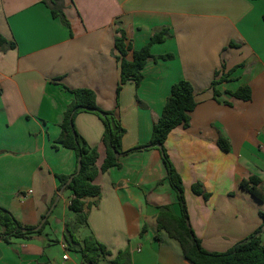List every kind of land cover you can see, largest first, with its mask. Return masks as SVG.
Here are the masks:
<instances>
[{
  "label": "crops",
  "instance_id": "crops-1",
  "mask_svg": "<svg viewBox=\"0 0 264 264\" xmlns=\"http://www.w3.org/2000/svg\"><path fill=\"white\" fill-rule=\"evenodd\" d=\"M42 1L0 0V34L15 43L12 50L0 49V207L22 226H37L50 210L42 233L0 240V264H81L65 230L75 220L68 207L72 194L59 189L56 178L71 175L77 165L74 152L55 142L73 100L66 89H91L101 109L115 111L126 152L149 141L172 84L189 81L196 102L189 126L173 129L164 147L182 180L190 227L202 248L215 253L260 228L264 205L239 184L254 175L264 187V0H62L70 27L52 18ZM217 1L227 4L217 7ZM188 7L194 12L185 13ZM115 20L132 49L167 27L171 37L150 52L174 56L148 60L139 86L126 82L117 100ZM215 71L216 79L226 80L214 99ZM244 86L248 101L231 95ZM74 127L96 148L99 168L101 121L80 113ZM218 138L229 143L228 151L218 147ZM196 183L207 199L192 191ZM94 184L100 193L84 200L85 234L76 227L78 240L92 234L110 252L107 259L127 248L132 264H191L178 242L157 229L161 207L180 215L158 150L121 155L119 167L98 173ZM49 234L55 235L51 246Z\"/></svg>",
  "mask_w": 264,
  "mask_h": 264
},
{
  "label": "trees",
  "instance_id": "trees-1",
  "mask_svg": "<svg viewBox=\"0 0 264 264\" xmlns=\"http://www.w3.org/2000/svg\"><path fill=\"white\" fill-rule=\"evenodd\" d=\"M42 2L49 9L52 18H58L62 25L70 27L63 12L62 0H43ZM262 21L264 22V14ZM113 24V50L119 68V81L116 87L117 100L121 87L126 82L131 81L135 87L139 86L143 78L142 69L148 60L154 62L168 61L172 60L174 56L171 53L154 56L150 52L152 45L162 43L171 37L167 27L155 29L146 44L139 49H132L121 21L115 20ZM14 48V41L8 40L0 34V49L6 51ZM217 75L218 71H215L210 82L214 99L219 93L216 86L226 80L224 75L216 79ZM66 90L73 95V100L64 112L60 133L55 142L56 147L60 146L73 151L76 164L79 159L81 166L79 171L75 169L69 176L56 175V178L59 182L58 188L63 187L72 194L68 207L75 214V220L74 223L66 225L65 230L70 238L69 243L76 248V252L80 255L81 264H132L127 248L118 251L113 258L107 259L111 256L110 252L92 234L85 235L81 240H78L74 235V229L85 224V218L82 215L84 200L100 193L99 187L94 184V179L98 173L105 172L112 167H119L121 155L146 149L159 151L166 171V180L174 191L180 207L179 216L172 215L167 206L161 207L156 215L157 229L158 231L163 230L168 237L178 242L182 255L187 261L191 264H264V244L259 239L261 228L225 252L215 253L207 252L202 248L200 241L190 227L182 180L170 162L164 147V143L173 129L189 126L190 113L196 106L193 87L189 81L180 79L172 84L161 114L152 126L149 141L126 152H122L121 149V140L125 129L115 111L101 109L97 105L96 95L91 89ZM231 95L237 99L248 101L250 89L245 86L239 87ZM80 113L94 114L103 125L101 142L104 147V158L99 168L96 166L98 159L96 148L88 147L75 130L74 118ZM216 143L221 150H229V143L226 140L218 138ZM70 177L72 178L71 182L66 184ZM239 187L254 200L264 205V187L258 177L252 175L243 179ZM191 189L195 194L203 196L204 199L209 197L207 193L203 192L200 184H193ZM259 215L262 219V225H264V213L260 212ZM44 217L46 216H43L42 219ZM46 224L47 217L38 229L36 227L39 224L37 226H22L7 209L0 207V240L4 243H9L12 239L28 240L31 236L42 233Z\"/></svg>",
  "mask_w": 264,
  "mask_h": 264
},
{
  "label": "rangeland",
  "instance_id": "rangeland-1",
  "mask_svg": "<svg viewBox=\"0 0 264 264\" xmlns=\"http://www.w3.org/2000/svg\"><path fill=\"white\" fill-rule=\"evenodd\" d=\"M220 1H217V2H214V5L216 6V5H218L217 7H219V6H222V3H224V4H227V3H225V2H221L220 4ZM225 7V6H224ZM184 10V12L186 13V12H189V13H192V12H194V10L195 9H190V7H188V9L187 8H185V9H183ZM261 233L259 234V239H260V242L262 243V244H264V231H263V229H264V225H261ZM85 227L83 226H81V229H80V231H79V233H78V235L79 236H83L85 233ZM42 236L43 237H46L45 236V234H42ZM48 238H50L51 240H53V242H47V239L45 240V242H46V244H49L50 246L51 245H53V243H54V239H55V235H53V234H49L48 235ZM13 240V239H12ZM11 240V241H12Z\"/></svg>",
  "mask_w": 264,
  "mask_h": 264
},
{
  "label": "water",
  "instance_id": "water-1",
  "mask_svg": "<svg viewBox=\"0 0 264 264\" xmlns=\"http://www.w3.org/2000/svg\"><path fill=\"white\" fill-rule=\"evenodd\" d=\"M80 166H81V163H80V161H79V159H78V162H77V165H76V169H77V171H79ZM71 180H72V178L70 177V178L67 180V183H66V184L70 183ZM49 212H50V210L47 211V213H46V215H45L46 217L48 216ZM46 217H44V218L41 220V222H40L39 225L36 227V229H38V228L41 227V225H42L43 222L45 221ZM263 230H264V229H263Z\"/></svg>",
  "mask_w": 264,
  "mask_h": 264
},
{
  "label": "built area",
  "instance_id": "built-area-1",
  "mask_svg": "<svg viewBox=\"0 0 264 264\" xmlns=\"http://www.w3.org/2000/svg\"><path fill=\"white\" fill-rule=\"evenodd\" d=\"M66 258H67V256H66V255H64V256H63V259H66Z\"/></svg>",
  "mask_w": 264,
  "mask_h": 264
}]
</instances>
